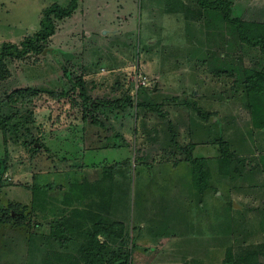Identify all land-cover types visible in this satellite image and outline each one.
<instances>
[{
	"label": "rangeland",
	"instance_id": "1",
	"mask_svg": "<svg viewBox=\"0 0 264 264\" xmlns=\"http://www.w3.org/2000/svg\"><path fill=\"white\" fill-rule=\"evenodd\" d=\"M69 1L0 0V44L33 35L45 9ZM222 1L230 3V18L264 24V0ZM6 66L0 80V264H40L38 246L57 248L54 241L39 244L37 224L46 199L57 196L54 184L73 170L108 180L118 203H125L127 233L113 248L126 244L129 250L134 243L131 264H222L230 247L236 253L264 246V129L240 102L230 74L240 67L263 73L264 56L238 43L224 20L204 15L191 0H79L41 54L9 59ZM138 76L145 84L135 91ZM76 79L95 111L104 112L107 130L88 123L90 110L82 119ZM18 90L25 93L9 99ZM126 96L128 107L101 106ZM146 101L159 108L138 107ZM192 103L193 110L210 112L208 124H219L210 131L222 128L244 158L204 194L192 188L184 149L199 144L194 156L209 160L218 150L202 144V120L188 108ZM9 108L13 118L5 116ZM90 142L107 148L85 149ZM168 142L170 157L163 155ZM112 143L121 147H108ZM207 163L214 167V159ZM34 182L42 186L38 198ZM11 205L27 216L20 224L3 217Z\"/></svg>",
	"mask_w": 264,
	"mask_h": 264
},
{
	"label": "trees",
	"instance_id": "2",
	"mask_svg": "<svg viewBox=\"0 0 264 264\" xmlns=\"http://www.w3.org/2000/svg\"><path fill=\"white\" fill-rule=\"evenodd\" d=\"M191 1L195 3L198 9L204 11V15L208 14L212 16V19L217 18L224 20L229 26H231L235 31L238 43L252 48H258L259 52L264 56V24L254 25L243 22L239 18H230V3L226 1ZM78 3L79 0H70L65 7H61L57 4L51 5L43 11L37 32H35L33 35L24 37L18 44L2 42L0 44V80L5 79L9 73L6 66L7 60H19L26 57L30 53L41 54L47 41L55 35L57 23L70 18L77 10ZM230 74L235 76L234 86L237 88V92H240V95L238 96V98L241 99L240 102L242 101L246 110L255 113V116L259 119L258 127L264 129V72H256L240 67L238 71L231 70ZM74 83L76 84L75 86L78 87V97L81 98L82 101V119L87 120L90 118V121L88 122L90 125L100 128L102 127V129L104 128V130H107L108 128H105L106 126L101 120L102 117L107 120L104 112L97 113L95 111L96 105H94L93 102H91V100H89L87 97L86 89L81 79H76ZM23 93L25 92L18 90L16 95H9V99H11V96L17 98ZM36 93L37 92H32V95ZM9 102L10 101L8 100L7 104H9ZM130 105H132L130 98L126 96L121 100L119 99L110 104H102L101 106L110 109H119L120 107H128ZM187 105L188 108H191L192 111H194L199 117V119L202 120V123H200V126H198L203 133L202 144L217 147L218 150V154L209 160V158L205 156H194V151L199 144L191 143L186 145L187 148L184 149V160L185 164L189 167L192 188L195 189L199 194H204L208 189L213 188L211 187V183L214 184L219 182L218 178L220 176L227 177L231 175V173H235L236 165L244 161V158H239L241 156L237 147L236 149L233 148V145L229 142V140H227L222 128L217 127L215 129L216 131H210L213 126L219 125L218 122L213 125L208 124L210 112L201 110L197 106L196 110H193L195 109L193 103ZM138 107H149L150 111H154L159 108L158 105H152L151 101L139 103ZM11 110L12 109L9 108V114L7 113L5 116L13 118L15 115L11 112ZM85 110H90L93 113H90V116L86 118L87 113ZM2 119V116H0L1 129L5 131ZM83 130L84 127H82L81 132ZM174 134L175 133H173V135ZM113 138L115 141L118 138V134H115ZM102 140L104 141V137L101 138V136H98L97 141ZM171 141H173V146H176L179 149L182 148L180 145L174 142V139H171ZM99 143L101 142H97V145L94 144V146L90 142L89 146H85V149L92 151L96 148L97 150L107 148V146H105L103 143L102 145L98 146ZM112 144L113 145L108 147H121L120 144ZM40 148L47 149L42 143L40 144ZM170 148L171 150H169ZM164 149L165 152L163 155H167V157L173 156L174 152L170 146V143L167 144L166 148ZM213 159L214 167L211 168L207 162H211ZM262 164L263 163L260 165L261 172L264 171ZM95 166L96 165H94V168H96ZM257 166H259V164H257ZM257 166L256 164L253 165V167L256 168ZM114 167L116 166H109L108 169L110 168L113 170ZM85 182L86 181L84 179V181L78 184L80 188L77 191L78 193H82L84 191V186L86 184ZM36 183L34 182L35 185L32 186V193H35L36 191L38 198V195L40 196L39 193L41 192L40 188L42 186H38ZM112 187L113 185L109 184V198L111 195L113 196ZM15 207L16 206L11 205L9 208L3 210V217L7 220L15 219V222H19L20 224V222L25 220L27 216L23 211H17ZM13 213L16 216L15 218L12 217ZM260 224L263 226L264 220L261 221ZM39 225L42 224L38 223L37 227ZM45 226L46 231L36 235L45 239V243L43 244H49L47 241H54L58 244L55 250L50 251H48L49 249H45V247L40 248L38 246V252L42 253L41 258L39 259L40 264H131V248L134 247V243H131V248H129V250H127L125 247L126 244L123 246V248L122 246L113 248L114 245L111 244L113 240L124 238L125 227L121 222L110 221L109 223H104L99 220L98 217H93L91 220V225L89 226L88 224L84 223V220L81 222L77 221V223H75L64 217V219L61 221H54V219H51L45 223ZM99 237H101L102 240ZM75 241L77 242L76 245L73 243ZM222 264H264V246L261 248L248 246L245 248V250L242 251V249H240L236 253H234L232 247H230L226 250Z\"/></svg>",
	"mask_w": 264,
	"mask_h": 264
},
{
	"label": "crops",
	"instance_id": "3",
	"mask_svg": "<svg viewBox=\"0 0 264 264\" xmlns=\"http://www.w3.org/2000/svg\"><path fill=\"white\" fill-rule=\"evenodd\" d=\"M75 171L76 170L70 171V173H67V175L64 178H61L58 183L54 184V188L56 190L53 191V193L57 196H55L54 200L46 199L48 205L44 211H41L42 215L40 218L42 221H38V223L42 225L38 226V234L44 233L46 231V222H44V220L45 218H48L47 216H49V220L54 219V221H61L64 219V217L75 223H77V221L81 222L84 220V223L88 224L89 226L91 225V220L93 217H98V219L104 223H109L110 221L121 222L124 224L126 235L128 224L126 223L127 219L124 217L125 214L123 215L122 211L125 203L122 205V200L120 203H118L119 199L121 198L118 196L116 199L115 194L112 196V202L109 203L108 196L110 190L108 180L104 179L103 184V180H99L100 175L96 176L85 171L84 173L80 174L78 172L76 173ZM77 176L83 177L81 178V181H84L85 179V183L90 186V189H87V192H84L83 194L76 192V194L73 195L72 191L77 189V186L74 184L78 183L80 180ZM69 180L70 182L66 184V182ZM80 183L81 182L78 184ZM83 196H85V199L81 198ZM116 205H118L117 208H120L117 209ZM38 238L39 244L45 243L44 238L39 236ZM99 238L102 240L101 237ZM123 239L124 238L113 240L111 244H115L116 242L119 244ZM132 241L133 238L130 240V242ZM73 243L76 244L77 242L75 241Z\"/></svg>",
	"mask_w": 264,
	"mask_h": 264
},
{
	"label": "built area",
	"instance_id": "4",
	"mask_svg": "<svg viewBox=\"0 0 264 264\" xmlns=\"http://www.w3.org/2000/svg\"><path fill=\"white\" fill-rule=\"evenodd\" d=\"M135 81L137 82V85L135 87V91L138 90L139 85H144L145 84V80H142V78L139 77V76H138V78Z\"/></svg>",
	"mask_w": 264,
	"mask_h": 264
},
{
	"label": "water",
	"instance_id": "5",
	"mask_svg": "<svg viewBox=\"0 0 264 264\" xmlns=\"http://www.w3.org/2000/svg\"><path fill=\"white\" fill-rule=\"evenodd\" d=\"M234 206L236 207V204L234 203Z\"/></svg>",
	"mask_w": 264,
	"mask_h": 264
}]
</instances>
